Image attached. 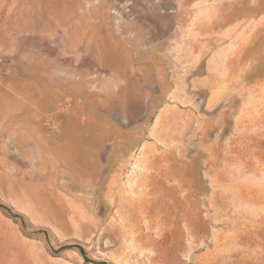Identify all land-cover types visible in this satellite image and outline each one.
Masks as SVG:
<instances>
[{
    "label": "rangeland",
    "instance_id": "rangeland-1",
    "mask_svg": "<svg viewBox=\"0 0 264 264\" xmlns=\"http://www.w3.org/2000/svg\"><path fill=\"white\" fill-rule=\"evenodd\" d=\"M0 1V81L16 88L17 109L21 99L29 101L33 118L27 125L21 116H0V264H163L148 246L160 240L158 228L152 230L139 214L128 216L118 205L149 174L143 162L169 146L176 156L179 147L186 148L184 160L196 169L202 216L213 213L206 147L216 146L219 169H235L239 177L244 173L233 182L250 186L258 180L251 186L264 188V0ZM222 112L227 113L224 127L217 121ZM208 118L215 128L204 141L186 127L193 119ZM160 135L170 142L166 148ZM30 137L42 141L45 162ZM63 137L72 139L71 148H63ZM67 149L74 162L62 161ZM86 158L88 173L102 177L101 206L88 186ZM243 165L252 169L242 171ZM232 205L229 201L221 212L231 219V210L247 209L243 220L235 217L238 227L256 225L264 215V206L249 205L254 211L247 204ZM218 229L223 228L210 233ZM210 245L175 264H195L191 257L213 250ZM259 250L264 256V248Z\"/></svg>",
    "mask_w": 264,
    "mask_h": 264
},
{
    "label": "bare ground",
    "instance_id": "bare-ground-1",
    "mask_svg": "<svg viewBox=\"0 0 264 264\" xmlns=\"http://www.w3.org/2000/svg\"><path fill=\"white\" fill-rule=\"evenodd\" d=\"M33 1V0H32ZM37 1V0H36ZM44 1V0H43ZM1 2V1H0ZM22 2V1H21ZM5 3V2H4ZM37 3V2H36ZM43 3V2H42ZM46 3V2H45ZM2 5V4H1ZM0 5V7H1ZM4 5V4H3ZM52 5V4H50ZM45 5H43L44 7ZM32 7V6H31ZM44 9V8H43ZM1 11V10H0ZM6 12V10H5ZM34 12V11H33ZM9 13H11L9 11ZM215 14V13H214ZM213 14V15H214ZM218 14V13H217ZM7 15V14H6ZM10 15V14H9ZM20 15V14H19ZM59 15V14H58ZM72 15V14H71ZM222 15V14H221ZM21 17V16H20ZM69 17V16H67ZM208 18V17H207ZM213 18V17H212ZM215 18V16H214ZM211 19V18H210ZM197 20V19H196ZM195 22V21H194ZM198 22V21H197ZM195 22V24L197 23ZM46 23V22H45ZM209 23V22H208ZM44 25V23L42 24ZM198 25V24H197ZM58 26V25H57ZM209 26V25H208ZM59 27V26H58ZM50 28V27H48ZM60 29V28H59ZM20 30V29H19ZM34 30V29H33ZM55 30V29H54ZM35 31V30H34ZM27 32V31H26ZM36 32V31H35ZM39 32H43V31H39ZM38 32V33H39ZM212 32V31H211ZM41 33L39 35H41ZM46 33V32H45ZM48 33V32H47ZM202 33V32H201ZM21 34V33H20ZM44 34V33H43ZM42 34V35H43ZM194 34V33H193ZM47 35V34H46ZM200 35V34H199ZM11 36V35H10ZM6 37V36H5ZM53 38V37H52ZM2 38H0L1 40ZM2 41V40H1ZM0 44H3V41ZM15 41V40H14ZM20 41V40H19ZM198 41V40H197ZM14 43V42H13ZM50 43V42H49ZM39 44V43H37ZM198 44V43H197ZM40 45V44H39ZM8 46V45H7ZM14 46V45H13ZM80 46V44H79ZM42 47V46H41ZM56 47H58L56 45ZM43 48V47H42ZM51 48V47H50ZM58 49V48H57ZM29 53V52H28ZM48 60H50V57L48 58ZM2 63L1 59H0V64ZM5 63V62H4ZM55 64V63H54ZM123 64V62H122ZM133 64V63H132ZM128 66V65H127ZM31 67V66H30ZM34 67V66H33ZM57 67V66H56ZM129 67V66H128ZM51 68V67H50ZM59 68V65H58ZM62 68V67H60ZM108 69V68H107ZM54 70V69H53ZM56 72V71H55ZM54 72V73H55ZM111 73V72H110ZM58 74V73H57ZM162 74V73H159ZM95 75V74H94ZM98 75V74H97ZM154 75V74H153ZM100 76V75H99ZM116 76V75H115ZM81 77V76H80ZM97 77V76H96ZM102 77V75H101ZM56 78V77H55ZM122 81V80H121ZM157 81V80H156ZM124 83V82H123ZM156 83V82H155ZM158 83V82H157ZM125 84V83H124ZM155 85V84H154ZM245 85V84H244ZM53 86V84H52ZM93 86V85H92ZM104 86V85H103ZM246 86V85H245ZM249 88V87H248ZM94 89V88H93ZM107 89V88H106ZM110 89V88H109ZM156 90V89H155ZM114 91V90H113ZM157 92V90H156ZM77 94V93H76ZM131 94V93H130ZM216 94V93H215ZM18 94H16V88L9 82H6L4 80L0 81V116L2 114H5L8 117H19L21 119H25L27 120L26 122H24L23 124H27L28 125V121L33 119L28 107H29V101H25L26 98L21 99V102L23 103L21 106V109H17V105H16V97ZM95 98L96 96L94 94H92ZM193 95V94H192ZM131 96V95H130ZM201 96V95H200ZM264 96V95H263ZM106 98V97H105ZM146 98V96H145ZM143 98V99H145ZM69 99V98H68ZM67 99V100H68ZM89 99V98H88ZM147 99V98H146ZM145 99V104L146 101ZM210 99V98H209ZM102 100V99H101ZM142 100V99H141ZM194 102H196L197 104H199V102L201 101V99H199V97L193 99ZM200 100V101H199ZM211 102L214 101L213 99H210ZM112 101V100H111ZM117 101V100H116ZM209 101V100H208ZM216 101V100H215ZM34 102V101H33ZM124 102V101H123ZM106 103V102H105ZM144 103V102H143ZM216 103V102H213ZM209 104H211V107H213L212 103L209 102ZM262 104V102L260 103ZM259 104V107H261ZM264 104V101H263ZM262 104V106H263ZM218 105V103H217ZM255 105V104H254ZM258 105V104H257ZM28 106V107H27ZM148 106V105H147ZM210 106V105H209ZM215 106V105H214ZM145 107V105H144ZM208 107V106H207ZM27 108V109H26ZM30 108V107H29ZM62 108V107H61ZM103 108V106H102ZM214 108V107H213ZM262 108V107H261ZM264 108V107H263ZM149 109L154 110V104H151L149 106ZM248 109V108H247ZM257 109V108H256ZM16 110H19L17 113ZM143 110V109H142ZM259 110V109H258ZM263 111V109H260ZM231 111V110H230ZM246 111V110H245ZM261 111V112H262ZM110 112V110H109ZM128 112V111H127ZM210 112V111H209ZM253 112H255L253 110ZM145 113V111H144ZM218 113V112H217ZM249 113V112H248ZM258 113V111H257ZM254 114V115H257ZM263 113V112H262ZM262 113H259L260 116ZM216 114V112H215ZM244 114V113H243ZM252 114V113H251ZM250 114V115H251ZM258 114V115H259ZM21 116V117H20ZM226 116L227 113L226 112H222L218 114V120H220L221 124H223V127L225 125L226 122ZM264 116V114H263ZM262 116V117H263ZM252 118V116H250ZM248 117V118H250ZM256 117V116H255ZM259 117V116H258ZM242 118V117H241ZM245 118V117H243ZM247 118V115H246ZM245 118V121H246ZM254 118V117H253ZM3 119V118H2ZM6 119V118H4ZM208 119L205 120H200V119H193V121H191L190 123H188V125L186 126L187 128L191 129L195 135L200 134L201 138L206 139L210 134L209 132L212 126V122ZM239 119V118H238ZM257 119V117H256ZM260 119V117H259ZM241 120V119H240ZM253 119H251L252 121ZM255 120V119H254ZM213 121V120H212ZM217 121L214 123H217ZM235 122H237L238 120H234ZM249 121V120H247ZM249 121V122H251ZM257 121V120H256ZM261 121V120H260ZM263 121V119H262ZM82 122V121H81ZM234 122V123H235ZM244 121H242L243 123ZM254 122V121H252ZM258 122V121H257ZM264 122V121H263ZM241 123V124H242ZM247 123V122H246ZM245 123V124H246ZM220 124V123H218ZM244 124V126H245ZM250 124V123H249ZM252 124V123H251ZM258 124V123H257ZM59 125V124H58ZM70 125V124H69ZM236 125H240L236 124ZM234 125V127L236 126ZM254 125V124H253ZM256 125V124H255ZM263 125V124H262ZM261 125V126H262ZM6 126V125H5ZM185 127V126H184ZM183 127V129H184ZM222 127V129H223ZM237 127V126H236ZM215 127H213L214 129ZM239 128V127H238ZM244 129V127H242ZM241 128V130H242ZM262 128V127H261ZM35 129V128H34ZM212 129V130H213ZM248 129V128H247ZM258 129V128H257ZM237 130V129H236ZM240 130V129H239ZM237 130V131H239ZM250 130V129H249ZM256 130V129H255ZM262 130V129H261ZM38 131V130H37ZM246 131V128H245ZM248 131V130H247ZM260 131V130H259ZM258 131V132H259ZM263 131V130H262ZM255 131H253V136ZM166 133V132H165ZM241 133V131L239 132ZM238 133V134H239ZM244 133V130H243ZM246 133V132H245ZM261 133V131H260ZM164 134V133H163ZM252 134V133H251ZM263 134V133H262ZM15 135V134H14ZM40 135V134H39ZM221 135V134H220ZM250 135V134H249ZM256 135V134H255ZM7 136V135H6ZM41 136V135H40ZM244 136V135H243ZM252 135H250L251 137ZM15 137V136H14ZM17 137V136H16ZM162 136L160 135V138ZM258 137V135H257ZM11 138V137H10ZM19 138V137H18ZM31 138V137H30ZM179 138V137H178ZM177 138V139H178ZM253 138V137H252ZM256 138V136H255ZM261 138V136H260ZM263 138V136H262ZM26 139V138H25ZM27 139L28 136H27ZM31 139H34L35 141L33 142L32 147L34 150H36V152L40 155L41 159L43 160V162H45L47 160L46 155H45V151H43V146H41L42 141H38L37 139H35L34 137H32ZM40 139V137H39ZM64 142H67V144L63 143V148L72 147V142H71V138H67V137H63L62 138ZM170 139V138H169ZM171 139H176L172 138ZM237 139V138H236ZM45 142H47L48 140L44 139ZM171 140V141H172ZM242 140V139H241ZM249 140V138H248ZM262 140V139H261ZM27 143L29 144V141L26 140ZM25 141V142H26ZM159 142V140H157ZM162 141H164V145L165 148L166 146L169 145L168 143V139L166 137H162ZM175 142V140H173ZM179 142H182L179 138L178 140ZM201 141V140H200ZM234 141V140H233ZM243 141V140H242ZM251 140H249L250 142ZM257 141V140H256ZM24 142V143H25ZM51 142V141H49ZM177 142V141H176ZM244 142V141H243ZM242 142V143H243ZM252 142V141H251ZM173 143V142H172ZM183 143V142H182ZM202 144H205L201 141ZM239 143V142H238ZM241 143V141H240ZM239 143V144H240ZM246 142H244L245 144ZM256 143V142H255ZM162 144V143H160ZM174 144V143H173ZM172 144V145H173ZM235 144V143H233ZM243 144V145H244ZM25 145V144H24ZM163 145V146H164ZM177 145V143H176ZM181 145V144H180ZM236 145V144H235ZM234 145V146H235ZM250 145V144H248ZM254 145V144H253ZM247 146V144L245 145ZM173 147V146H172ZM206 147V146H205ZM236 147L240 148L239 145ZM249 146H247L246 148H248ZM43 148V149H42ZM105 148V145H104ZM237 148V149H238ZM245 148V149H246ZM252 148V147H251ZM250 148V149H251ZM254 148V147H253ZM252 148V149H253ZM257 148V147H256ZM217 149H218V144H217ZM232 149V148H231ZM249 149V150H250ZM178 150V156H176L174 154L173 151H175L173 148H167L165 151L162 152V154L160 156H157L156 158H152V159H147V157L143 162V166L141 167L142 169L144 168V170H149V174H145V177L140 179L139 176L138 178L140 180H138L136 182V185L134 190L132 189L131 192L132 194L134 193L133 196H129V198H127V200L124 202L123 201L121 204L118 205L121 206L122 210L124 209V211L126 212V214L129 213L130 214H134L137 213L140 215V218L142 221H144V223L149 227L152 228V226H156V229L158 228V230L160 231V240L158 241H154L151 242L150 240V244L148 246L151 247V249L153 250L152 253H154L156 259L158 261H160L163 264H175V262H180L179 259L180 257H183L182 255L187 256L188 253H190L191 251L194 252L195 250H200L201 247L205 246L208 247L210 245V243H212V247L214 248L213 250H206V253L204 252L202 255L200 256H193L191 257L192 260H194L193 262H195V264H225V262H227L229 259L230 261H232L231 264H263L264 262L258 263V257H260L261 259L264 258L263 254L260 253V248H264V215L262 214V216L259 217V219L256 221V225L253 224V226L248 227L247 225H245L244 223H242V225L244 224V226L242 227H238L237 224H235L237 222V217L238 220H240L239 217L242 218V215L244 216L246 214V206H244V208L246 210H239L242 207H238V204H247V207L249 205H260L264 206V188L261 187H257L255 186H251L254 182L258 181H254L253 183H251V185H247L248 182L241 184L243 182H238L240 181L239 179L242 177H239L238 175H236L235 173L233 174L232 172L235 171H227L226 169H219L220 165L218 163L219 161V155L217 154V150H216V146L214 148V146L212 147H206L205 150L210 152V157H209V161H210V165H209V171L211 173H213L212 179H211V185H213L212 187L214 188L212 195L210 197V199L208 200V210H211L213 213L211 216H209V212H205V216H202V212H201V208H200V203H201V193H199L197 184H196V179H197V173H196V169L193 168V166H190L186 163V161L184 160V156H186V148H180L177 149ZM240 150V149H239ZM244 150V149H241ZM256 150V149H254ZM19 151V150H18ZM236 151V150H235ZM238 151V150H237ZM251 151V150H250ZM258 151V150H257ZM256 151V152H257ZM242 152V151H241ZM240 152V153H241ZM245 152H247L245 150ZM255 152V151H254ZM207 153V152H206ZM232 153V151H231ZM249 153V152H248ZM251 153V152H250ZM253 153V152H252ZM25 154V153H24ZM238 154V153H237ZM244 154V153H243ZM247 154V153H246ZM235 153L232 155L234 156ZM240 155V154H239ZM154 156V155H153ZM156 156V155H155ZM255 156V153H254ZM60 157L62 158L63 162H68V161H72L74 162V157L73 155L70 153V151H68V149L65 152H62ZM152 157V155L150 156ZM149 157V158H150ZM249 157V156H248ZM253 157V156H252ZM251 157V158H252ZM258 158V156H256ZM186 158V157H185ZM234 158V157H233ZM236 158V155H235ZM234 158V159H235ZM243 159L245 160V158L243 157ZM253 159V158H252ZM238 160V159H236ZM235 160V162H236ZM241 160V159H240ZM250 160V159H248ZM255 163L257 161V159H255ZM101 161V160H100ZM116 161V160H115ZM234 161V160H233ZM234 162V163H235ZM238 162V161H237ZM236 162V163H237ZM245 162H247L245 160ZM260 162V161H259ZM90 160L88 158H86L84 160V164H85V169H84V173L85 175H89V182L90 185L89 188L91 190V193L93 194L94 197V202H96L99 206L102 205V201H101V176H96L93 177L88 173V170L90 168ZM227 163V161H226ZM239 163V162H238ZM229 164V163H227ZM244 163H241V166ZM248 164V163H247ZM251 166L252 163L250 162ZM254 164V163H253ZM259 164V163H258ZM257 164V166H258ZM261 164V163H260ZM83 165V163H82ZM231 166V164H229ZM256 165V164H255ZM263 165V164H261ZM229 166V167H230ZM249 165H243L242 171H245L246 169L251 170L252 167ZM256 166V167H257ZM232 167V166H231ZM240 167V166H239ZM260 167V166H258ZM262 167V166H261ZM260 167V168H261ZM236 168V166L234 167ZM232 169V168H231ZM229 169V170H231ZM238 169V168H237ZM258 169V168H256ZM263 169V168H262ZM101 170V169H100ZM224 170V171H223ZM240 170V169H238ZM77 171V170H76ZM79 171V170H78ZM241 171V172H242ZM257 171V170H255ZM144 172V171H143ZM240 172V171H238ZM237 172V174H238ZM240 172V173H241ZM249 172V171H247ZM260 172V170H259ZM142 173V172H141ZM239 173V174H240ZM250 173V172H249ZM257 173V172H253ZM142 173V175H144ZM251 174V173H250ZM249 174V176H250ZM251 174L252 176H255ZM262 174V171H261ZM63 175V174H62ZM65 175V173H64ZM101 175V174H100ZM207 175V174H206ZM246 175V174H245ZM244 175V176H245ZM264 175V174H262ZM261 175V176H262ZM239 177L238 181H234L233 177ZM258 176V175H257ZM260 176V175H259ZM140 177H142L140 175ZM211 177V176H210ZM232 179H229L231 178ZM237 177V178H238ZM236 178V179H237ZM262 180L264 179L263 177H260ZM245 179V178H244ZM247 179V178H246ZM259 179V178H258ZM255 180V179H253ZM252 180V181H253ZM243 181V180H242ZM262 181H260L259 179V184ZM264 183V180H263ZM79 187H83L81 186L80 183H78ZM250 184V183H248ZM257 184V183H256ZM113 185V184H112ZM262 185V184H261ZM264 185V184H263ZM109 186V184L107 185V187ZM111 187V186H110ZM108 187V188H110ZM212 188V189H213ZM225 188V189H224ZM211 189V190H212ZM110 190V189H109ZM107 189L108 192H111ZM114 190V189H113ZM226 190L228 191L227 193L229 194L230 198H226V193H224V191L226 192ZM106 194V193H105ZM111 194V193H110ZM225 194V195H224ZM107 195V194H106ZM105 195V196H106ZM228 195V194H227ZM90 196V194H89ZM115 196V194L113 195ZM108 197H109V193H108ZM112 196H110L111 199ZM116 197V196H115ZM107 198V197H106ZM105 198V199H106ZM124 197H122V199H124ZM81 200V198H78V200ZM109 199V201H111ZM117 200V199H116ZM105 201V200H103ZM108 201V200H107ZM108 201V202H109ZM231 202L233 205H237L238 210L234 211L231 210V212H234V217L233 219H231L229 213H221L222 211L228 209V202ZM72 202V201H71ZM118 202V201H117ZM79 203V202H78ZM115 203V202H114ZM120 203V202H118ZM76 203L73 202V205H75ZM80 204V203H79ZM78 204V205H79ZM111 204V203H110ZM116 204V203H115ZM203 205V203H202ZM231 205V204H229ZM232 205V206H233ZM233 206V207H235ZM242 206V205H241ZM253 206V207H254ZM72 207V206H71ZM77 207V206H75ZM79 207V206H78ZM77 207V208H78ZM82 207V206H81ZM79 207V209L81 208ZM231 206H229L230 208ZM232 207V208H233ZM253 207H248V209H252ZM259 207V206H258ZM120 208V207H119ZM120 208V211H121ZM73 209V208H72ZM71 209V210H72ZM237 209V208H236ZM250 209V210H251ZM261 209V208H260ZM74 210V209H73ZM77 210V209H76ZM250 210L248 212H250ZM254 210V208H253ZM257 210H259V208H257ZM264 210V207L263 209ZM261 210V212H262ZM78 211V210H77ZM256 211V210H254ZM82 212V211H81ZM259 211H257L256 213H258ZM252 213V212H251ZM264 213V212H263ZM123 214V213H122ZM122 214H120L119 218H121ZM254 214V212H253ZM261 214V213H259ZM259 214H257L259 216ZM76 215V214H75ZM124 215V214H123ZM251 215V214H250ZM256 215V214H255ZM92 216V215H91ZM132 216V215H131ZM247 216V215H246ZM257 216V217H258ZM79 217V216H78ZM135 217V216H134ZM236 217V219H235ZM245 217V216H244ZM252 217V216H251ZM256 218V216H254ZM252 217V219L254 218ZM123 218V217H122ZM249 218V217H248ZM74 219V218H73ZM247 219V218H246ZM80 220V219H79ZM84 220V219H83ZM243 220V218L241 219ZM249 220V219H248ZM254 220V219H253ZM252 220V222H253ZM140 221V220H139ZM141 221V222H142ZM236 221V222H235ZM247 221V220H245ZM92 222V221H91ZM90 222V223H91ZM248 222V221H247ZM250 222V221H249ZM89 224V223H88ZM252 224V223H251ZM95 225V224H93ZM146 226V229H147ZM161 226V227H160ZM217 228V227H221L223 229H218L216 232H212L210 233V229L211 228ZM150 230V229H149ZM153 230V228H152ZM157 230V231H158ZM158 231V232H159ZM155 232V231H154ZM228 232V233H227ZM211 237V238H210ZM209 238L211 239V242L209 241ZM154 240V239H153ZM146 242V241H145ZM148 242V241H147ZM210 242V243H209ZM232 243L234 244L233 247H231L230 249L227 250V248H225L226 251H222V247L224 246L226 247L227 244ZM147 246V247H148ZM211 246V245H210ZM230 246V245H229ZM228 246V247H229ZM232 246V245H231ZM221 247V248H220ZM219 249H221V251H219ZM224 250V249H223ZM263 252V251H262ZM264 253V252H263ZM187 254V255H186ZM191 254V253H190ZM153 255V256H154ZM193 255V253H192ZM152 256V255H151ZM154 257V258H155ZM233 258H235V260H233ZM152 259V258H151ZM154 261V260H152ZM157 262V261H155ZM158 263V262H157ZM228 264V263H227Z\"/></svg>",
    "mask_w": 264,
    "mask_h": 264
}]
</instances>
